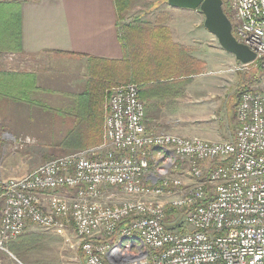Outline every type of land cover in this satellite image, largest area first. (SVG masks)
Wrapping results in <instances>:
<instances>
[{
  "label": "built area",
  "instance_id": "2783aa9c",
  "mask_svg": "<svg viewBox=\"0 0 264 264\" xmlns=\"http://www.w3.org/2000/svg\"><path fill=\"white\" fill-rule=\"evenodd\" d=\"M229 20L264 77V0H233ZM235 121L222 142L149 134L138 86L114 87L100 145L0 183V251L71 228L84 264H264L263 91L240 93ZM184 165L187 181L172 176Z\"/></svg>",
  "mask_w": 264,
  "mask_h": 264
},
{
  "label": "crops",
  "instance_id": "0c3cea01",
  "mask_svg": "<svg viewBox=\"0 0 264 264\" xmlns=\"http://www.w3.org/2000/svg\"><path fill=\"white\" fill-rule=\"evenodd\" d=\"M167 6L161 14L140 20L157 22L155 31L133 32L123 44L113 0L0 2V74L10 75L4 80L5 88L23 96L34 79L37 89L29 92L35 104L0 94V177L29 174L20 153L30 134H48L59 140L98 133L99 99L80 96L87 91L93 61L119 62L124 48L133 56V79L144 104L147 133L202 138L212 119L216 125L217 108L226 111L225 116L232 114L235 125L239 89L246 82L236 81L238 73L233 68L238 62L231 54L221 53L198 11ZM206 72L215 76L206 78ZM45 96L51 107L43 103ZM217 129L215 140L231 133ZM70 145L82 148L85 141L65 146ZM17 167L23 169L8 174ZM113 192L115 202L130 198Z\"/></svg>",
  "mask_w": 264,
  "mask_h": 264
},
{
  "label": "rangeland",
  "instance_id": "374dc122",
  "mask_svg": "<svg viewBox=\"0 0 264 264\" xmlns=\"http://www.w3.org/2000/svg\"><path fill=\"white\" fill-rule=\"evenodd\" d=\"M232 1L233 0H222V8L223 10L226 9V11H228V15ZM165 5V0H136L131 4L130 9L123 14L122 21H125L126 23L131 19L144 20L148 17H154L161 14L160 11L161 9L165 8ZM221 51V53L225 52L223 50ZM247 67L248 68L246 71L238 72V75H236V81L244 82L246 80V82L243 83L245 85L243 86V88H253L264 92V77L262 76V73L260 71H257L253 66ZM214 76L215 75L212 73H205L206 78ZM253 77H256L254 82ZM243 88L239 90L241 91ZM46 98L47 96L44 97L43 103L48 107H51L52 103H50V101L49 103H46ZM107 101L108 98L105 99V102L103 104L104 114L102 120L100 121L101 126L106 115ZM211 106L212 104L209 105V107ZM215 112V116L217 118V127H220L221 130H223V128H226L227 132H231L230 135L228 136L227 134H224L221 135L222 139L225 138L224 140H215L214 138L218 136V129L214 124L215 119H212L210 122H212L213 124L210 123L211 125H209V128L206 129L207 134L200 137L211 141H228L235 131L236 122L234 125L232 114H230L229 116H225L226 111L223 113L222 108H217ZM208 113L210 114V116L213 115V112L211 110ZM219 124L223 126H220ZM67 137L70 138L67 139ZM71 137L72 136L59 137L61 139L58 140V137L48 134L36 135L35 133H33L28 135L29 142H21L22 144L25 143L26 145H22L25 149L23 151V149L21 148L20 153L22 159L23 157H25L24 164L26 170H31L30 172H32L34 169L45 162L59 157L74 154L76 152L83 151L87 148L92 147L87 146L88 140L86 138H79V136H77L76 138L78 141L79 139L81 142L85 141V145L82 148L71 145L65 146L67 142H75L71 139ZM1 140H3V136L0 137V141ZM57 141L58 143L60 142V145H57ZM18 169L23 168L17 167L15 168V170L9 171L8 174L16 173ZM188 174L189 169L186 165H184L178 172L172 173V176L181 177L182 179H184V181H187V178H189ZM3 177L4 178L0 177V183L7 179L14 178L11 176L9 178H7L6 176ZM23 235L20 236L21 238L19 237L17 240H14H21L18 245H24L17 252L12 251L10 249V246L6 247L8 252L0 251V264H84L83 256L80 254V251L78 249V239L71 228H56L52 231L45 232L40 228L30 227L28 231Z\"/></svg>",
  "mask_w": 264,
  "mask_h": 264
},
{
  "label": "trees",
  "instance_id": "16d2710c",
  "mask_svg": "<svg viewBox=\"0 0 264 264\" xmlns=\"http://www.w3.org/2000/svg\"><path fill=\"white\" fill-rule=\"evenodd\" d=\"M136 0H113L115 11H116V19L117 22L120 24L118 27L122 30V43L127 44V39L130 37V35L134 32H140V33H146L149 31H155L157 22L153 25V23L149 22H142L139 19H131L129 22L121 24L123 18V14L128 11L131 7V4ZM166 1V0H165ZM224 14L229 18L228 11L226 9L223 10ZM125 54L121 61H93V63L90 66V80L88 83L87 91L81 95L80 97H88V96H94L99 99L100 102V112L98 113L99 119L102 120L103 118V104L105 102V99H107L110 95V92L114 87H117L119 85L124 84H134L133 79V56L131 53V50L124 48ZM128 54V55H127ZM257 63V61H254L247 66H253ZM257 71L259 69L256 68ZM10 77L8 74H0V94L3 96H8L16 101L26 102L29 104H35L33 101H31L29 94L31 92H34L36 89L34 85V79L30 80V85L28 86L27 92L20 96L18 93H15V89H12V93L7 92V89L4 85L5 78ZM17 76H14V78ZM26 77L27 76H21ZM160 78V77H159ZM256 77H253V82L255 81ZM252 82V83H253ZM21 88H17V91H19ZM9 90V89H8ZM248 90V88H243L241 90ZM30 92V93H29ZM240 92V93H241ZM100 120V121H101ZM99 123V122H98ZM101 122L99 124V130L97 133V130H95V135L91 136H85V137H79V138H86L88 140L87 146H98L101 143L102 139V128ZM70 137H67L69 139ZM77 136L71 137L73 141H76ZM91 147V148H92ZM1 194V192H0ZM26 236V235H23ZM21 238V237H20ZM17 240V239H16ZM20 241H12L9 243L8 247L10 246V249L12 251H18L21 247L19 246ZM19 246V247H18ZM79 249V248H78ZM80 254L81 250L79 249Z\"/></svg>",
  "mask_w": 264,
  "mask_h": 264
},
{
  "label": "water",
  "instance_id": "95a60500",
  "mask_svg": "<svg viewBox=\"0 0 264 264\" xmlns=\"http://www.w3.org/2000/svg\"><path fill=\"white\" fill-rule=\"evenodd\" d=\"M166 4L172 9L198 11L204 17V28L217 40L223 51L234 56L242 65L255 61L256 54L234 38L231 22L222 8V0H166Z\"/></svg>",
  "mask_w": 264,
  "mask_h": 264
}]
</instances>
